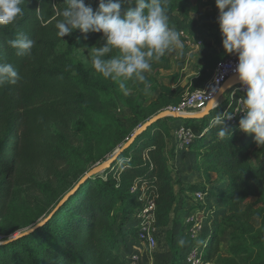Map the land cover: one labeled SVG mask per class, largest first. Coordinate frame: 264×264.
Wrapping results in <instances>:
<instances>
[{
  "label": "trees",
  "instance_id": "16d2710c",
  "mask_svg": "<svg viewBox=\"0 0 264 264\" xmlns=\"http://www.w3.org/2000/svg\"><path fill=\"white\" fill-rule=\"evenodd\" d=\"M85 4L96 11L99 0H85ZM67 6V0H26L23 17L0 26V63L13 64L22 77L15 85L0 87V213L15 195L30 190L38 169L53 168L60 155L57 141L87 111L83 94L94 86L82 66L57 48L66 38L84 47H98L105 40L102 33L79 30L59 38L55 24ZM135 6L134 0L129 4L122 0L121 14ZM167 14L184 19L187 12L173 0L167 1ZM21 32L35 41L30 56H17L8 44ZM217 62L207 72L204 68L209 60L201 67L206 82ZM137 118V126L145 120L144 115ZM209 118L183 120L196 133L187 150L201 153L198 156L210 170L205 174L229 178L222 201L225 208H236L241 197L254 194L253 181L264 180V157L254 163L251 148L257 144L251 135L239 136L238 125H225L230 138H220L217 129L207 124ZM180 121L167 117L152 124L104 170L108 174L118 166V180L103 181L96 174L89 177L46 224L0 245V264H127L118 240L125 236L137 239L135 217L145 203L152 200L155 204L156 235L168 226L177 209L170 161L175 156L174 132ZM132 187L135 193H130ZM141 195L142 203L138 201ZM167 238L173 252L171 264H184L185 255L175 250L170 232ZM233 238L234 255L259 251L264 262V234L250 237L249 242L245 236ZM198 248L199 264H217L219 244L214 235H208Z\"/></svg>",
  "mask_w": 264,
  "mask_h": 264
},
{
  "label": "rangeland",
  "instance_id": "374dc122",
  "mask_svg": "<svg viewBox=\"0 0 264 264\" xmlns=\"http://www.w3.org/2000/svg\"><path fill=\"white\" fill-rule=\"evenodd\" d=\"M175 2L187 12L182 19L186 30L190 31L192 23H199L201 18L204 19L206 0ZM91 48L93 47L74 45L71 38H66L57 48L58 52L72 58L73 63L82 66L87 74V81L94 89L83 94L87 107L84 116L74 120L68 133L57 141L56 147L60 155L53 168L38 169L35 172V184L29 185L30 190L15 195L6 210L0 213V245L45 219L78 181L92 169L108 161L126 143L128 134L132 135L141 124L173 106L186 94L203 89L206 83L205 75L200 74L202 68L199 51L183 49L181 55L177 49L166 53L159 61L152 62L151 71L145 73L147 87L145 83L130 81L127 85L128 94L125 95L111 80L94 73L90 63ZM208 60V67L204 68L206 72L218 59ZM221 113V110L214 107L207 124L210 125L215 114ZM139 115H144L145 120L137 126ZM179 124L185 123L181 120ZM241 135L242 132L239 131V136ZM251 153L255 163L257 159L264 157V145H255L251 148ZM198 155L201 156V153L189 150L176 153L175 150L170 165L177 209L171 213L168 226L158 231L153 249L139 243L135 237L119 238V251L127 264L132 259L136 264H171L173 252L168 247L169 232L175 250L185 256L192 245L199 247L208 235H214L219 244L217 264L264 263L263 252L253 251L252 254L241 253L236 256L231 249L236 239H232L233 236H245L249 242L250 237L264 234V180L253 181L254 194L241 197L236 208H225L222 201L223 189L229 178L213 173L205 174L210 171L209 167ZM146 158L144 155V159ZM117 168L118 166L115 170L110 169L108 174L104 173V169L96 173V177L103 181L118 180L120 171ZM199 189L211 196L205 197L202 202H196L194 193ZM135 192L130 190V193ZM143 198L141 195L138 201L141 202ZM190 214L198 216L201 227L195 240H190L185 229V221ZM180 240L184 241L183 245L179 243ZM238 245L243 246V242H238Z\"/></svg>",
  "mask_w": 264,
  "mask_h": 264
},
{
  "label": "clouds",
  "instance_id": "9594fccd",
  "mask_svg": "<svg viewBox=\"0 0 264 264\" xmlns=\"http://www.w3.org/2000/svg\"><path fill=\"white\" fill-rule=\"evenodd\" d=\"M25 3L26 0H0V26L23 17ZM134 3L135 8H128L122 15V0H99L96 11L85 0H67L68 6L60 13L62 19L55 24L59 38L74 30L103 34L104 45L91 48V67L125 95L130 81L145 83L147 87L145 73L151 71L153 61L177 49L183 55L180 35L169 25L167 0ZM215 6L222 47L226 54L237 56L236 78L246 87L237 111L243 113L239 131L251 135L257 145H264V0H215ZM8 44L17 56H30L35 41L21 32ZM21 79L13 64L0 63V87L15 85ZM231 119L232 114L227 111L215 114L210 127L217 128L218 137L229 139L225 122ZM179 243L183 245L184 241Z\"/></svg>",
  "mask_w": 264,
  "mask_h": 264
},
{
  "label": "built area",
  "instance_id": "2783aa9c",
  "mask_svg": "<svg viewBox=\"0 0 264 264\" xmlns=\"http://www.w3.org/2000/svg\"><path fill=\"white\" fill-rule=\"evenodd\" d=\"M169 25L179 33L181 42L189 44V37L182 19L171 18ZM237 63L238 58L234 54H230L226 59L218 61L203 89L186 94L177 105L167 107L166 110L183 117L202 112L206 105L216 96L222 85L230 78L236 77L235 68L237 67ZM236 81L237 84L230 88L225 93L226 95H223L222 101L216 103L217 110H221L222 113L227 111L232 114V119L226 121V124L230 126L238 124L240 118L243 116L242 112L237 111L241 109V99L246 93V87L239 83L238 80ZM174 135L176 153L187 150V147L196 139V133L191 128L186 127L185 124H178ZM131 190L134 191L135 188L132 187ZM205 197L206 193L203 191L197 190L194 193L196 202H202ZM154 211L155 204L152 200H149L135 217L138 228L137 240L139 243L147 245L150 249L155 247L157 239L154 226ZM185 226L188 228L187 232L190 240H195L201 230L198 216L190 214L185 221ZM185 263H200V251L198 247L192 245V248L185 256ZM130 264H136L134 259H132Z\"/></svg>",
  "mask_w": 264,
  "mask_h": 264
},
{
  "label": "water",
  "instance_id": "95a60500",
  "mask_svg": "<svg viewBox=\"0 0 264 264\" xmlns=\"http://www.w3.org/2000/svg\"><path fill=\"white\" fill-rule=\"evenodd\" d=\"M237 78L236 77H232L229 80H227L222 87L220 88V90L218 91V93L216 94V96L206 105L205 109L202 112L199 113H195V114H191L188 116H180L177 115L173 112H170L168 110H164L160 113H158L157 115H155L154 117L150 118L149 120H147L146 122H144L142 125H140L137 130L131 135V137L126 141V143H124L120 148H118L112 155V157L106 161L105 163L100 164L99 166H97L96 168L92 169L89 173H87V175H85L80 181H78V183L73 187V189H71L56 205V207L49 213V215H47V217L45 219H43L42 221H40L39 223H37L34 227H32L31 229L18 234L17 236L11 238L9 241L5 242L4 244H7L11 241L23 238L27 235H29L30 233L34 232L35 230L39 229L40 227H42L44 224H46L60 209L61 207L76 193V191L78 190V188L92 175L103 171L104 169L110 167V165L117 159V157L124 152L125 150H127L131 144L135 141V139L142 134L144 131H146L152 124L160 121L161 119H164L166 117H172L175 119H180V120H186V119H195V120H200L203 119L205 117H208L211 113V110L215 107V104L218 103V101L220 100V98L223 97V95L233 86H235L237 84ZM205 113H207L205 115Z\"/></svg>",
  "mask_w": 264,
  "mask_h": 264
},
{
  "label": "crops",
  "instance_id": "0c3cea01",
  "mask_svg": "<svg viewBox=\"0 0 264 264\" xmlns=\"http://www.w3.org/2000/svg\"><path fill=\"white\" fill-rule=\"evenodd\" d=\"M205 12L204 19L201 18L199 23H192L190 31L187 30L189 44L182 42L183 49L199 51L200 68L204 60L218 59L217 61H221L230 55L226 54L222 47V34L218 24L219 13L215 6V0H206ZM171 18L169 16V19ZM197 65H199V61H197Z\"/></svg>",
  "mask_w": 264,
  "mask_h": 264
}]
</instances>
